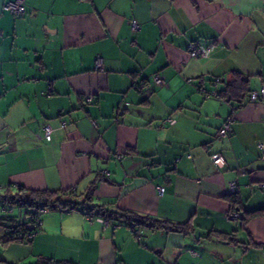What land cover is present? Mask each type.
<instances>
[{"label": "crops", "instance_id": "0c3cea01", "mask_svg": "<svg viewBox=\"0 0 264 264\" xmlns=\"http://www.w3.org/2000/svg\"><path fill=\"white\" fill-rule=\"evenodd\" d=\"M12 1L0 0V191L72 189L119 216L42 215L30 249L8 243L3 262L264 264V99H249L264 86V0H22L21 16ZM190 42L214 46L190 57ZM126 211L187 228L135 232Z\"/></svg>", "mask_w": 264, "mask_h": 264}, {"label": "trees", "instance_id": "16d2710c", "mask_svg": "<svg viewBox=\"0 0 264 264\" xmlns=\"http://www.w3.org/2000/svg\"><path fill=\"white\" fill-rule=\"evenodd\" d=\"M92 101V100H91ZM74 195L72 189L68 190H36L28 189L22 185L16 187L14 192L9 189L0 191V200L10 203H18L21 207L26 208L20 220L12 216H0V243L8 244L11 242H29L31 239L27 238L28 228L26 223H35L37 220L36 209L41 207L56 206L62 211L81 210L83 213H92L96 209L94 215L102 216L106 220L118 217L116 211L110 210L106 207H98L91 205L87 200L77 201L71 199ZM232 206L235 207V198L231 197ZM130 223L133 222L139 225H145L152 230L163 231H177L185 232L187 228L186 223L171 222L168 220H159L149 216H140L134 212L122 213ZM39 216V220H41ZM241 218V217H240Z\"/></svg>", "mask_w": 264, "mask_h": 264}, {"label": "built area", "instance_id": "2783aa9c", "mask_svg": "<svg viewBox=\"0 0 264 264\" xmlns=\"http://www.w3.org/2000/svg\"><path fill=\"white\" fill-rule=\"evenodd\" d=\"M5 7L14 16H21L26 11L25 5L23 4L22 0H15L12 2H8L5 5ZM130 24H131L130 25L131 29L133 31H136L139 28V24L136 21H131ZM213 46L214 45L212 42H208L206 44L198 43V42H190L187 46V54L190 57H206V56H208V54L212 50ZM96 67L99 69L102 68V63L99 60L96 63ZM152 83L154 85H162V84H164V79L159 73H156L152 76ZM140 88H141V86L139 87V89ZM260 98L264 99V86H262L260 90H251L249 92V99L251 101H255V100H258ZM92 99H93L92 95H86L84 98V100L86 102H89ZM233 120H234V118L232 116H229L228 118H226V120L223 122V124L218 129V133H217L218 137L224 138V137H227L231 134V124H232ZM166 121L173 123V119H167ZM60 126L61 127L65 126V122H62L60 124ZM41 129H42L43 138L45 140L49 141L51 139V136H52L53 128L51 127L50 124L43 123ZM258 147L261 150H264V143H258ZM210 158L212 160V163L216 167H223L226 164L225 156L223 155V153L221 151L212 152L210 154ZM260 186L262 188H264V182H262L260 184ZM235 187H236L235 182L232 181L229 183L230 190H234ZM157 191L160 194L163 193L164 187L158 186ZM36 212H37L38 218L35 221V223H30V222L26 223V227L29 230L27 233L28 239H31L40 230L41 220H39L40 219L39 216L47 213L48 208L47 207H41V208L36 209ZM85 217L88 221H98V222L102 223L103 226H108V223H109V220H106L102 216L94 215L93 213L85 214ZM240 217H241V213L239 211H236V210H231L226 214V219L230 220V221L237 220ZM131 223H132V226L134 225L133 230L135 231V228L138 225L133 223V222H131ZM135 232H137V231H135Z\"/></svg>", "mask_w": 264, "mask_h": 264}, {"label": "rangeland", "instance_id": "374dc122", "mask_svg": "<svg viewBox=\"0 0 264 264\" xmlns=\"http://www.w3.org/2000/svg\"><path fill=\"white\" fill-rule=\"evenodd\" d=\"M0 150H2V146H0ZM25 210H26V208L21 207L18 203H10L7 201L0 200V216L9 215V216L14 217L17 220H20L22 217V214ZM56 210H58L56 208V206L48 207V212L45 214H48V213L56 211ZM45 214H43V216ZM10 244H15V243H10ZM10 244L7 245V244L0 243V264H6L7 262H3L6 260L7 261H14V260H11L12 259L11 258L12 253H11L10 249L8 248V246ZM10 246H12V245H10ZM16 246H18V245H16ZM19 246H21V247L27 246V248L30 249L29 244L27 242H25L24 244L19 245ZM18 251L19 250L17 249V252ZM26 253H28V251ZM29 259H32V257L28 256L25 260H23L21 262H16L15 264H29V263H31V262H28V261H30ZM1 260H2V262H1Z\"/></svg>", "mask_w": 264, "mask_h": 264}]
</instances>
